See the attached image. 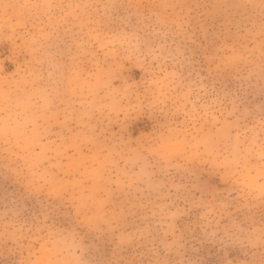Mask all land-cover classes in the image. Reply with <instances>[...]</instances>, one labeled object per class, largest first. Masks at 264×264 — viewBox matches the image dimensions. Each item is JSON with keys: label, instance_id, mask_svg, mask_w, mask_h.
<instances>
[{"label": "rangeland", "instance_id": "rangeland-1", "mask_svg": "<svg viewBox=\"0 0 264 264\" xmlns=\"http://www.w3.org/2000/svg\"><path fill=\"white\" fill-rule=\"evenodd\" d=\"M0 264H264V0H0Z\"/></svg>", "mask_w": 264, "mask_h": 264}]
</instances>
